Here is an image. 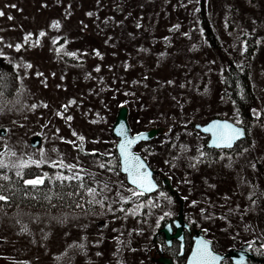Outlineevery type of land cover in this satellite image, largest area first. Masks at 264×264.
<instances>
[{
    "label": "rangeland",
    "instance_id": "rangeland-1",
    "mask_svg": "<svg viewBox=\"0 0 264 264\" xmlns=\"http://www.w3.org/2000/svg\"><path fill=\"white\" fill-rule=\"evenodd\" d=\"M0 12V56L19 78L18 96L0 102V160L89 173L112 205L103 224L0 211V264H159L151 240L169 205L151 194L145 223L127 207L137 191L88 154L114 152L122 106L133 134L163 129L145 147L173 180L188 234L204 230L216 252L264 246V0H0ZM229 62L248 66L254 118L238 148L206 161L193 126L240 122L222 84Z\"/></svg>",
    "mask_w": 264,
    "mask_h": 264
},
{
    "label": "trees",
    "instance_id": "trees-1",
    "mask_svg": "<svg viewBox=\"0 0 264 264\" xmlns=\"http://www.w3.org/2000/svg\"><path fill=\"white\" fill-rule=\"evenodd\" d=\"M203 30L204 34L209 37L211 32L209 27L206 26V21H204L203 23ZM110 39V35L104 36L105 43L108 40L110 41ZM102 40L103 37L101 38V41ZM62 58L64 61H68L70 63H72V59H74L67 56H63ZM247 67L248 66L236 65L233 62H229L228 66H226L222 72V84L225 88L226 96L228 100L234 106H236L237 111L240 114V122L238 125L240 126L241 124L244 129H247L248 124H250V122L254 118L250 110V102L253 98V94L250 87ZM18 79L19 78L14 66L3 56H0V102H5L18 96ZM260 120L264 122V110H262L260 113ZM175 137L177 136H174V138ZM246 139L247 136L244 140L240 141L235 146H237L238 148L239 144L243 143V141H245ZM146 144V142L139 143L135 147V150L145 158L149 166H152L153 164L151 162L150 156L147 153L149 149L145 147ZM203 150L205 152L206 161H209V159L207 158V154H212L213 152L215 156V153L217 152L216 150L208 149L206 147V144H204ZM186 151V147H182L180 150L176 149V155L172 158L171 161V164L175 168L176 160L181 156L184 158L186 155ZM223 151L229 152L234 150ZM90 152L92 153H88L89 155H91L89 157L95 158L97 162L103 161L105 164L103 165L104 167H110L118 172V174L122 175L119 171V161L115 152H113L108 157L98 150H92ZM4 163L9 165V167L0 169V177L6 175L9 179L4 180L0 178V185H3V188L0 189V194L8 196L9 199L7 202L0 201V211L2 212V214L12 216L17 213L21 215V213L24 212L32 214H43L44 216L50 215V217L52 215L53 217H57L55 220H53L56 224L64 223V215L81 216L83 218H86V216H90L99 221V223L101 224L105 223L106 216L108 215V208H112V205L106 195L102 191H98V189L95 187V184L97 183L93 180L92 176L89 173H83L82 171L68 173L62 168H55L54 166L47 163L30 162V166L23 169L15 167V165L18 164L9 163V160L4 161ZM17 171H20L22 175L17 176ZM76 174H78L80 177H83V180L76 181L74 179L72 181L61 182L60 180L56 179L57 176H74ZM37 177H43L44 183L38 186L36 189H32L30 187L25 189L24 180L34 179ZM168 179L173 189H175L172 182L173 180L171 178ZM155 180L159 185V188L155 192V194L160 195L161 199L169 205L168 212L160 216V218L158 219V228L163 227V225L165 224L173 225V223L177 219L179 200L177 199L176 195L174 193H171L170 190L163 184L162 177L160 175H156ZM78 184H83L85 188H80ZM130 187L131 186H129V188ZM86 188H94L96 190L97 194L94 198L87 194L85 190ZM150 195H136L133 199H131V201L127 203V207L132 204L135 208H138L140 210V213L142 215H139V217L141 219H145V223H148L147 220L150 218L149 209L147 208L145 203L146 201L150 200ZM89 201L92 202L90 203ZM183 215L184 217H188L187 215H185V209H183ZM196 223H191L192 227H195V225H197ZM203 233L205 237H208L210 239V237L207 235V233L204 232V230ZM156 235L157 234H155L151 240V245L156 250V252L158 247L162 254L173 260L174 264H184L186 256L191 247V235L188 234L187 231H185L184 253L182 256H179V243L173 242L171 247H166L163 236L161 234L157 236ZM129 240L131 241L132 239ZM123 242L124 245L128 248V244L125 242V239H123ZM249 250L256 259L263 260V262L249 260L246 264H264V246L261 245L259 241H253L249 247ZM222 264L233 263L226 259L222 262Z\"/></svg>",
    "mask_w": 264,
    "mask_h": 264
},
{
    "label": "water",
    "instance_id": "water-1",
    "mask_svg": "<svg viewBox=\"0 0 264 264\" xmlns=\"http://www.w3.org/2000/svg\"><path fill=\"white\" fill-rule=\"evenodd\" d=\"M216 123H228L231 124L233 127L238 128L241 130L242 135L239 139H237L231 148H223V147H216L213 144V136L211 132L205 131L206 128L212 127V125ZM194 128L199 131L201 134L207 136L208 141L206 143L207 148L209 149H232L234 145L246 137V131L243 127L238 126L234 124L233 122L225 119H219L214 118L210 120L209 122L205 124H195ZM163 132L162 128H151L146 131L139 132L137 134H131L130 126L128 123V108L125 106H122L118 109L117 115L115 118V121L112 125L111 134L116 139V144L114 148V152L117 155L118 161H119V171L124 176L125 181L129 186L134 188L137 191H141V189L137 188L136 185L132 184L130 182V178L128 174L124 171V165L122 161V157L119 151V146L122 142L127 140H133L135 141L131 148L130 152L138 157L140 161L144 164V169L142 171H146L148 180L151 181V183L154 185V188L151 191L145 192V195H150L155 193L159 185L157 181L155 180V176L158 174L157 171L153 170L151 166H149L148 162L145 160V158L135 150V147L141 143V142H148L152 140L156 135L161 134ZM1 133V131H0ZM1 135V134H0ZM38 142L35 143L34 146H37ZM163 184L170 190L171 193H174L179 200V210L177 214V219L175 220L174 224H176L175 229L172 231L170 224H165L161 229H159L158 234H161L163 236L164 243L167 247L171 246L173 241L179 242L180 245V254H183V243H182V236L184 232V215H183V201L179 198L177 192L173 189L171 186V183L167 177L162 178ZM192 244L190 251L188 252L185 260V264H222V262L226 259L230 260L234 264H246L248 260H253L256 262H263V260L256 259L252 253H250L245 248H239V249H232L227 251L224 254H220L216 252L212 244L209 240L205 238V236L202 234L201 230H195L192 237ZM207 246V253L208 256L204 261H201L198 257L197 253L200 249L203 248V246ZM158 259L156 260L159 264H173V261L165 257L161 254V251L158 250Z\"/></svg>",
    "mask_w": 264,
    "mask_h": 264
},
{
    "label": "snow or ice",
    "instance_id": "snow-or-ice-1",
    "mask_svg": "<svg viewBox=\"0 0 264 264\" xmlns=\"http://www.w3.org/2000/svg\"><path fill=\"white\" fill-rule=\"evenodd\" d=\"M0 15H3L2 12H0ZM11 19V17H9ZM58 23L54 24L53 27H58ZM45 34L43 32L40 33V36H44ZM28 37H25V41H27ZM17 50H19V45L16 46ZM74 55V54H70ZM98 70V69H97ZM205 131L211 132L213 136V144L216 147H223V148H231L233 143L239 139L242 135V132L240 129L233 127L231 124L228 123H216L212 125L210 128H206ZM135 141L133 140H125L122 142L119 146V151L122 157L123 165H124V171L128 174L130 178V182L134 185H136L137 188L141 189L139 192H133V195H139L143 196L145 192L151 191L154 188V185L151 183L150 180L147 178L146 171H142L144 169V164L140 161L138 157L133 155L130 152V148L132 144ZM30 166L29 163L21 161L18 165H15V167H18L20 169H23L25 167ZM55 166V165H53ZM9 165L5 164L2 160H0V169L8 168ZM103 167V165H101ZM17 176H21L22 173L20 171L16 172ZM4 180H8V176L4 175L0 177ZM57 180L63 181H82L83 177H80L78 174L74 176H57ZM44 183L43 177H37L34 179H27L24 180V186L25 189L32 188L36 189L38 186L42 185ZM80 188H85L83 184H78ZM3 188V185H0V189ZM87 194L89 196L95 197L96 190L94 188H86L85 189ZM9 199L8 196H5L3 194H0V201L7 202ZM90 203L92 201H89ZM99 202V201H97ZM198 257L201 261H204L206 257L208 256L207 253V246L204 245L202 249H200L197 253Z\"/></svg>",
    "mask_w": 264,
    "mask_h": 264
},
{
    "label": "flooded vegetation",
    "instance_id": "flooded-vegetation-1",
    "mask_svg": "<svg viewBox=\"0 0 264 264\" xmlns=\"http://www.w3.org/2000/svg\"><path fill=\"white\" fill-rule=\"evenodd\" d=\"M235 145H236V144H235ZM235 145H234V147H235ZM234 147H233V148H234ZM236 147H237V146H236ZM173 228H175V225L173 226ZM186 231H187V230H186ZM183 236H184V234H183ZM183 236H182V237H183Z\"/></svg>",
    "mask_w": 264,
    "mask_h": 264
}]
</instances>
